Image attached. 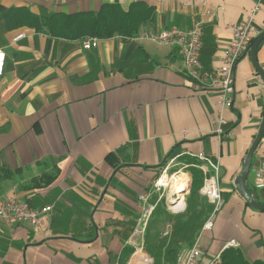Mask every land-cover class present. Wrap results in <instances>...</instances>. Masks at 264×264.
Listing matches in <instances>:
<instances>
[{
  "label": "crops",
  "instance_id": "1",
  "mask_svg": "<svg viewBox=\"0 0 264 264\" xmlns=\"http://www.w3.org/2000/svg\"><path fill=\"white\" fill-rule=\"evenodd\" d=\"M109 4L130 12L135 34L98 37V46L84 48L97 36L20 24L24 10L43 20ZM253 9L259 34L264 0H0V195L53 206L38 226L0 222V264H119L124 245H134L141 196L151 202L155 179L174 158L170 173L190 178L186 206L199 153L218 162L225 200L201 237V263L221 252L225 264H264V210L235 185L264 117V83L250 51L237 65L232 104L219 111V92L186 74L177 45L134 38L202 19L200 61L211 71L222 64L232 26ZM256 55L264 70V40ZM263 161L264 133L247 181L261 203L255 170ZM233 240L239 245H228Z\"/></svg>",
  "mask_w": 264,
  "mask_h": 264
},
{
  "label": "built area",
  "instance_id": "2",
  "mask_svg": "<svg viewBox=\"0 0 264 264\" xmlns=\"http://www.w3.org/2000/svg\"><path fill=\"white\" fill-rule=\"evenodd\" d=\"M255 11L256 9L252 10L247 20L237 22L232 26L233 36L229 44L224 49L222 64L218 69L211 71L203 70L200 61L204 25L202 19L194 20L192 26L188 29H181L178 27L163 28L159 30L142 29L134 38L149 39L158 44L177 45L182 54L186 74L195 80L196 83L202 85L203 88L213 89L219 92L217 106L218 110L221 111L225 106L232 104L235 93V71L237 65L241 58L247 53L249 45L255 35L258 34V30L254 26ZM24 35L25 33L21 32L15 39L22 38ZM98 44V37H89L83 41L84 48L96 47ZM5 61L6 52L3 48H0V76L4 72ZM217 121L219 124H223L225 119L222 115H220L217 117ZM218 132H222V129L219 126ZM198 158L202 161V164L197 165V167L202 170L204 175L201 193L213 205V211L204 223L200 234L195 239L193 244L190 246H184L180 249L175 264H202L201 257L203 255V249L201 245V237L206 230L212 229L213 218L222 209L225 203L219 184L218 162L214 161L211 157L206 156L204 153H199ZM173 161L174 158H171L159 176L155 179L153 187L157 192H164V190L169 187V178L175 174V172L170 173L169 171ZM187 166L188 165H182L179 170L181 171ZM211 170L214 172L212 173ZM263 172L264 161L255 170L256 184L258 187L264 185L262 181ZM172 195L178 196L176 193H173ZM163 196V194H160L158 201ZM141 199L145 202V205L143 206L140 216L137 233H142V236L144 237L145 229L148 225L152 212L157 205V201L155 203L150 202L148 195H142ZM169 206L173 212H179L180 210L183 211L186 207L185 205L182 206L177 203H174L173 206ZM52 209V205L34 208L29 202L18 199L15 196L0 195V222L7 224L27 222L34 226H38L42 223L43 215L48 214L52 211ZM228 245L239 244L233 240L229 242ZM206 264H225L222 253L218 252L214 254Z\"/></svg>",
  "mask_w": 264,
  "mask_h": 264
},
{
  "label": "trees",
  "instance_id": "3",
  "mask_svg": "<svg viewBox=\"0 0 264 264\" xmlns=\"http://www.w3.org/2000/svg\"><path fill=\"white\" fill-rule=\"evenodd\" d=\"M25 22L28 26L43 25L57 35L65 34V29L70 27L83 31L85 35L97 37H109L115 33L131 36L138 30L129 11L126 12L118 5L111 4L104 5L96 12L53 13L45 16L43 20H40L38 15L24 10L20 24ZM189 171L192 174V184L186 198L187 205L183 211L171 212L164 196L158 201L159 192L150 199L152 203L157 201V205L145 229L141 245L143 252L135 254L138 257L150 256L153 264H175L180 249L192 245L200 234L204 223L213 211V205L200 192L203 184L202 172L193 166L189 168ZM189 181L190 178L185 182V191ZM166 224L171 225L170 231L166 232ZM135 251L136 246L124 245L120 253L119 264H128Z\"/></svg>",
  "mask_w": 264,
  "mask_h": 264
},
{
  "label": "water",
  "instance_id": "4",
  "mask_svg": "<svg viewBox=\"0 0 264 264\" xmlns=\"http://www.w3.org/2000/svg\"><path fill=\"white\" fill-rule=\"evenodd\" d=\"M263 40H264V31L260 32L257 36H255V38L250 43L248 50L251 53L252 60H253L254 64L256 65V67L259 71V74H260V76L263 80V83H264V70L259 65L258 60H257V55H256L257 54V48ZM263 133H264V117H263L261 126L259 128L258 134H257L256 138L254 139L253 143L251 144V146L247 152V155L245 157L243 170H242L241 174L235 179V185L238 188V190L240 191V193L246 198V200L254 208L261 209V210H264V203L259 202L256 199L255 195L249 192V189L247 186V181H248L250 169L252 166L254 152H255L256 148L258 147V145L262 139ZM171 203H174V202H171ZM152 264H153V260H152Z\"/></svg>",
  "mask_w": 264,
  "mask_h": 264
},
{
  "label": "bare ground",
  "instance_id": "5",
  "mask_svg": "<svg viewBox=\"0 0 264 264\" xmlns=\"http://www.w3.org/2000/svg\"><path fill=\"white\" fill-rule=\"evenodd\" d=\"M183 178H184V175L174 176L173 185L171 187L172 192L178 195V198L174 199L173 202L180 204L182 206H184L183 192L181 190V187L183 185L182 181L184 180ZM140 252H141V249L138 247L136 253H140ZM129 264H152V260L148 258L147 256L138 257L137 255H134L132 259L130 260Z\"/></svg>",
  "mask_w": 264,
  "mask_h": 264
},
{
  "label": "rangeland",
  "instance_id": "6",
  "mask_svg": "<svg viewBox=\"0 0 264 264\" xmlns=\"http://www.w3.org/2000/svg\"><path fill=\"white\" fill-rule=\"evenodd\" d=\"M185 172H187L185 169L183 170V173H185ZM180 173H182V172H180ZM180 173H176V174H174V175H177V174H179L180 175ZM174 175L171 177V178H169V187L168 188H166V190H164V192L163 191H161V192H159V195L160 194H163L164 196H165V198H166V200H167V202L169 201V205H171V206H173L174 205V203H171V202H173V200L174 199H176L178 196H176V195H172L173 193H172V190H171V187H172V185H173V177H174ZM178 175V176H179ZM187 173H185V178H184V180H183V185H182V187H181V190H182V192H184L185 191V182H186V180H187ZM188 187H189V185H188ZM188 189V188H187ZM184 198V197H183ZM183 200H185V198L183 199ZM184 205H185V203H184ZM143 236H142V233H140V232H138V233H136L135 234V237H134V240H133V243H134V245L138 248H140L141 249V245H142V243H143ZM136 252H137V250L135 251V253L133 254V256L136 254ZM141 252H143V250L141 249ZM132 256V257H133ZM132 257L130 258V260L132 259ZM149 258L151 259V260H153L150 256H149ZM130 260H129V262H130Z\"/></svg>",
  "mask_w": 264,
  "mask_h": 264
}]
</instances>
